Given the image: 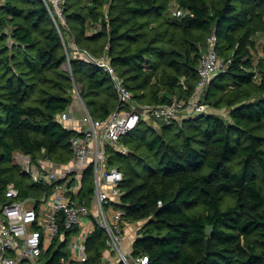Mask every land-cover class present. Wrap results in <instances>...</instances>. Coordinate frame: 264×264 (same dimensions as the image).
Returning a JSON list of instances; mask_svg holds the SVG:
<instances>
[{"label":"trees","instance_id":"16d2710c","mask_svg":"<svg viewBox=\"0 0 264 264\" xmlns=\"http://www.w3.org/2000/svg\"><path fill=\"white\" fill-rule=\"evenodd\" d=\"M63 9L60 35L42 0H0V201L10 182L21 198L50 192L12 156L70 160L79 132L61 114L75 88L93 118L121 107L108 75L70 53L72 38L92 57L106 54L137 103L163 104L192 94L213 35L224 71L204 92L207 110L141 121L121 138L126 152L106 147L123 173L116 206L125 223L144 222L132 253L147 264H264V0H64ZM81 181L78 198L89 203L90 167ZM105 239L90 233L84 262L54 241L42 264H101Z\"/></svg>","mask_w":264,"mask_h":264},{"label":"built area","instance_id":"2783aa9c","mask_svg":"<svg viewBox=\"0 0 264 264\" xmlns=\"http://www.w3.org/2000/svg\"><path fill=\"white\" fill-rule=\"evenodd\" d=\"M42 1L62 35L61 29H67L64 0ZM176 14H181V10L177 9ZM72 40L68 44L70 53L97 65L108 75L121 107L105 118H93L75 88L83 106L82 119L86 127L71 138L70 160L64 165L52 164L47 158L35 163L28 154H13L16 164L23 168L32 182H48L51 190L37 198H21L19 189L12 182L6 185L4 195L7 200L0 201V264H42L43 250L54 241L69 245L70 261L84 262L87 259L86 240L95 228L106 235L101 264H147V255L132 253L134 241L130 245L124 242L125 211L116 206L124 194L120 186L123 173L108 165L106 147L126 152L121 138L141 121L156 126V121L181 120L207 110V104L202 101L204 92L214 75L224 71L215 50V37L207 38L197 70L199 80L192 94L188 98L175 97L163 104L137 103L106 54L92 57ZM65 48L67 51L66 45ZM69 118L67 113L61 114L63 122ZM87 167L91 168L93 177L89 203L78 198ZM137 230L135 226V239Z\"/></svg>","mask_w":264,"mask_h":264},{"label":"crops","instance_id":"0c3cea01","mask_svg":"<svg viewBox=\"0 0 264 264\" xmlns=\"http://www.w3.org/2000/svg\"><path fill=\"white\" fill-rule=\"evenodd\" d=\"M74 56L76 54H73ZM68 65V69H69V64L67 62ZM68 116H70L69 119L64 121V124L70 128V129H74L76 131H81L86 127V123L83 121L82 117L84 114V110H83V106L80 102V99L78 97V95L75 93V97L69 107V110L67 112ZM125 244H131L134 240L132 239L133 237H130L129 239V234L126 235L125 234ZM133 240V241H132ZM132 241V242H131Z\"/></svg>","mask_w":264,"mask_h":264},{"label":"rangeland","instance_id":"374dc122","mask_svg":"<svg viewBox=\"0 0 264 264\" xmlns=\"http://www.w3.org/2000/svg\"><path fill=\"white\" fill-rule=\"evenodd\" d=\"M259 55H262V54L260 53ZM62 67H63L64 69L68 70V65H67V64H63ZM225 113H226V109L222 108V109L219 110V114H220V115H225ZM11 162L14 163V164H16L15 160L13 159V156H12V161H11ZM18 166H19V168H20V173L24 172V171H23V168H22L20 165H18ZM24 173H25V172H24ZM24 178H25V180L28 181V182L31 181V178H30L29 175H25ZM83 220H86V218L84 217ZM81 223H82V222H81ZM143 223H144L143 221H137V222H131V223H127V224H125V226H124V229H125L124 233H125L126 235L129 234V239H130V237H133L132 239L134 240L135 237H136V231H133V230H134V227L137 226L138 229H139V227H140ZM82 224H83V223H82ZM133 240H132V241H133ZM132 241H131V242H132ZM68 249H69V245H68V244L62 246V250H64V251L67 252Z\"/></svg>","mask_w":264,"mask_h":264},{"label":"water","instance_id":"95a60500","mask_svg":"<svg viewBox=\"0 0 264 264\" xmlns=\"http://www.w3.org/2000/svg\"><path fill=\"white\" fill-rule=\"evenodd\" d=\"M109 49V46H107V50ZM212 229H213V226L212 225H208L205 227V234L207 236L211 235L212 234ZM136 240V239H135Z\"/></svg>","mask_w":264,"mask_h":264}]
</instances>
